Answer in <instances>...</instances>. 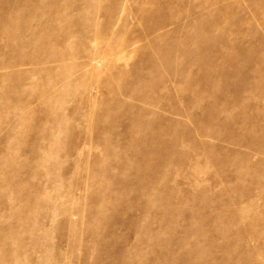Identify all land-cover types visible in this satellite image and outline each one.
Instances as JSON below:
<instances>
[{"label": "rangeland", "instance_id": "1", "mask_svg": "<svg viewBox=\"0 0 264 264\" xmlns=\"http://www.w3.org/2000/svg\"><path fill=\"white\" fill-rule=\"evenodd\" d=\"M0 264H264V0H0Z\"/></svg>", "mask_w": 264, "mask_h": 264}, {"label": "bare ground", "instance_id": "2", "mask_svg": "<svg viewBox=\"0 0 264 264\" xmlns=\"http://www.w3.org/2000/svg\"><path fill=\"white\" fill-rule=\"evenodd\" d=\"M260 13H261V12H260ZM194 24H195V23H194ZM10 36H11V35H10ZM39 38H40V37H39ZM19 40H20V39H19ZM231 50H232V49H231ZM249 53H250V52H249ZM262 57H263V55H262ZM262 57H261V58H262ZM199 58H200V57H199ZM218 61H219V60H218ZM199 63H200V62H199ZM262 63H263V62H262ZM193 64H194V63H193ZM207 64H208V63H207ZM212 64H213V63H212ZM212 70H213V69H212ZM215 70H216V69H215ZM251 73H252L253 75L256 74V69H253ZM227 77H228V76H227ZM229 77H230V76H229ZM231 77H232V76H231ZM240 90H241V89H240ZM242 91H243V90H242ZM243 258H244V257H243ZM261 262H263V261H261Z\"/></svg>", "mask_w": 264, "mask_h": 264}]
</instances>
